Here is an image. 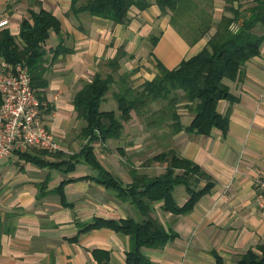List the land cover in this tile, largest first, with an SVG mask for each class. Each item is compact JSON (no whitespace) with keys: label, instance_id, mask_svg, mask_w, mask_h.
Segmentation results:
<instances>
[{"label":"crops","instance_id":"crops-1","mask_svg":"<svg viewBox=\"0 0 264 264\" xmlns=\"http://www.w3.org/2000/svg\"><path fill=\"white\" fill-rule=\"evenodd\" d=\"M86 1L77 0V5ZM72 2L0 0V29L8 27L17 36L21 20L30 10L44 8L61 21L60 30H51L45 44L49 49L45 63L48 86L46 100H40V113L56 137L70 147L65 150L61 146L67 153L82 144L77 128L82 119L74 109V96L95 73L111 71L107 60L119 48L126 51L120 59V72L130 73V84L139 87L156 75L158 61L176 67L206 46L216 30L213 23L206 34L191 42L171 22L172 12H163L154 0L145 9L133 8L125 23L85 10L75 12ZM211 2L214 22L230 14L226 6L245 8L252 4L251 0ZM224 82L236 97L235 101L221 99L218 103V110L229 115L226 134L219 128H213L210 135L186 130L172 133L169 119L136 136L138 151L145 159L174 148L199 163L215 180L188 213L165 212L160 208L162 202L155 203L154 215L177 233L163 248H143L156 264H216L217 255L225 264H236L249 248L264 244V209L256 201L253 184L254 175L264 170V41L260 53L246 61L241 75L224 78ZM112 108L117 109V102L103 109ZM179 110L182 123L190 124L194 113L183 106ZM147 133L154 141V152L147 148ZM127 160L128 165H135L129 157ZM101 162L125 183L131 181L130 173L114 171ZM161 164L156 161L149 169L157 167L161 172L165 167ZM93 174L84 163L64 173L57 167L37 165L18 153L4 157L0 162V264H98L95 249L108 251L110 264H125L128 235L105 226L78 234V221L96 216L141 217L129 200L118 198L93 178H81ZM70 177L75 179L64 183L65 200L70 203L65 204L56 188ZM174 194L180 204L189 197L182 185L176 186ZM76 234L77 239H73Z\"/></svg>","mask_w":264,"mask_h":264},{"label":"trees","instance_id":"trees-1","mask_svg":"<svg viewBox=\"0 0 264 264\" xmlns=\"http://www.w3.org/2000/svg\"><path fill=\"white\" fill-rule=\"evenodd\" d=\"M154 1L163 12H172L171 22L191 42L206 34L215 23L216 30L207 45L196 54L182 59L174 68L158 61L156 75L139 87L130 84V73L120 72V59L126 51L119 48L117 54L107 60L111 71L95 73L74 96V109L77 116L84 120L79 134L82 139L80 148L71 153L40 148L18 152L21 158L40 166L57 167L64 173L74 171L79 163H84L95 174L81 178L95 179L118 198L129 200L134 205L140 218L96 216L89 221H78V234L105 226L128 235L125 264H156L143 248H163L177 236L170 225L154 215L155 203L162 202L160 208L165 212L188 213L200 197L211 190L215 180L196 161L180 155L174 148H166L148 160L149 164L156 161L165 164L163 171L151 174L132 164L128 166L131 181L125 183L101 162L96 146L109 139L120 138L125 123L132 119V111L140 114L157 100L164 104L152 112L155 115L152 121L155 124L171 119L172 133L186 130L210 135L213 128H219L226 134L229 115L218 110V103L221 99L235 101L236 97L224 78L236 79L240 76L246 61L260 53L264 41V0H251L252 4L245 8H241V5L226 6L230 14L222 15L218 22L212 19L211 0ZM151 3L152 0H87L78 6L77 0H73L72 9L125 23L129 21L133 8L142 10ZM60 28V19L51 11L41 8L38 11L30 10L29 15L22 18L18 36L8 27L0 29V56L12 63L23 62L28 66L32 86L41 101L46 100L45 90L48 86L45 63L49 49L45 46L46 40L51 30L58 31ZM111 90L117 101V109H103L101 103ZM182 106L194 113L188 125L181 121L179 109ZM73 179L62 180L56 188L65 204L70 203L65 200L63 186ZM177 185L184 186L189 194L183 204L178 203L174 194ZM78 234L73 239H77ZM93 253L98 257V264H110L108 251L95 249ZM216 264H225L219 255ZM236 264H264V244L249 248L240 255Z\"/></svg>","mask_w":264,"mask_h":264},{"label":"built area","instance_id":"built-area-1","mask_svg":"<svg viewBox=\"0 0 264 264\" xmlns=\"http://www.w3.org/2000/svg\"><path fill=\"white\" fill-rule=\"evenodd\" d=\"M40 104L28 66L0 56V162L31 148H61L55 132L41 116ZM253 184L256 201L264 209V170L254 175Z\"/></svg>","mask_w":264,"mask_h":264},{"label":"rangeland","instance_id":"rangeland-1","mask_svg":"<svg viewBox=\"0 0 264 264\" xmlns=\"http://www.w3.org/2000/svg\"><path fill=\"white\" fill-rule=\"evenodd\" d=\"M180 23V21H179ZM116 88V87H115ZM113 92V91H112ZM112 92H109L107 95V100L106 102L103 103L102 107L103 108H109V107H114L116 105V99L114 98V95ZM164 104L163 101L157 100L153 101L148 105L143 112L137 113L136 111H132V119L129 122L125 123L124 126V131L121 135L120 138H112L107 141V143L103 145H97V155L98 157L101 158V160L106 164L109 165L111 168H113L114 171H119L121 172V169H123V172H126L129 175V168L127 157L130 158L131 162L133 161L135 165L139 166L141 169L144 171L146 170L147 172L151 174H157L160 172L159 168L155 167L154 170H151L152 164H149L148 160L151 156L147 157H142L140 155V151H138L139 143L136 140L139 139V137L136 138L141 133H144V131H150L154 130V123L152 121L153 117L155 116L152 112L156 110V108L161 107ZM127 123L131 124H136L134 127H130ZM84 124V120H81L80 122L77 123V128L78 130L81 131V128ZM132 130V131H131ZM131 135H134L135 137H132ZM147 137H149V142L147 145V148L151 151L154 152L153 148V140L152 137L147 133ZM129 138H134V140L129 143L127 140ZM57 139L62 146L63 149L68 150V146L64 145L61 142V139L59 136H57ZM122 149L125 151L123 152ZM162 167V164H161ZM128 168V169H127ZM130 176V175H129Z\"/></svg>","mask_w":264,"mask_h":264}]
</instances>
